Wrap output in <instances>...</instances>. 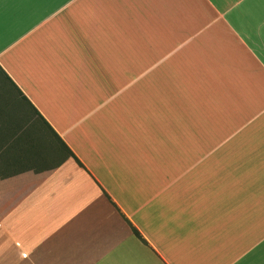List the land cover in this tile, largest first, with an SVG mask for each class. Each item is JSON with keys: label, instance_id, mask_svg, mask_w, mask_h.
I'll return each instance as SVG.
<instances>
[{"label": "crops", "instance_id": "0c3cea01", "mask_svg": "<svg viewBox=\"0 0 264 264\" xmlns=\"http://www.w3.org/2000/svg\"><path fill=\"white\" fill-rule=\"evenodd\" d=\"M3 8L0 264H264V0Z\"/></svg>", "mask_w": 264, "mask_h": 264}, {"label": "snow or ice", "instance_id": "6c2138e0", "mask_svg": "<svg viewBox=\"0 0 264 264\" xmlns=\"http://www.w3.org/2000/svg\"><path fill=\"white\" fill-rule=\"evenodd\" d=\"M5 2L12 4L18 10L19 15L24 16L30 12L34 6L41 3L42 0H0V36L3 35L5 28L12 23V20L6 18L4 15L3 6Z\"/></svg>", "mask_w": 264, "mask_h": 264}, {"label": "rangeland", "instance_id": "374dc122", "mask_svg": "<svg viewBox=\"0 0 264 264\" xmlns=\"http://www.w3.org/2000/svg\"><path fill=\"white\" fill-rule=\"evenodd\" d=\"M56 153H57V152H56ZM56 159H57V160H56V163H57V162H58V160H59V158H57V157H56Z\"/></svg>", "mask_w": 264, "mask_h": 264}]
</instances>
